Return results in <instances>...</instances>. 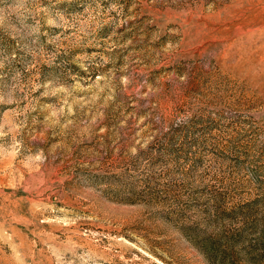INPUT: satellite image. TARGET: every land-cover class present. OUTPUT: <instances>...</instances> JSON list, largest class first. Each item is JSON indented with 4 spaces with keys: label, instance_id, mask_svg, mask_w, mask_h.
I'll return each instance as SVG.
<instances>
[{
    "label": "rangeland",
    "instance_id": "obj_1",
    "mask_svg": "<svg viewBox=\"0 0 264 264\" xmlns=\"http://www.w3.org/2000/svg\"><path fill=\"white\" fill-rule=\"evenodd\" d=\"M0 264H264V0H0Z\"/></svg>",
    "mask_w": 264,
    "mask_h": 264
}]
</instances>
